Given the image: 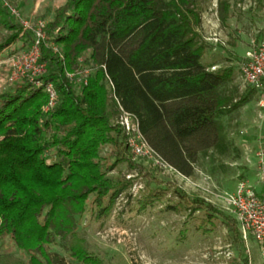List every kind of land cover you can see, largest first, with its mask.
Here are the masks:
<instances>
[{
  "label": "trees",
  "instance_id": "16d2710c",
  "mask_svg": "<svg viewBox=\"0 0 264 264\" xmlns=\"http://www.w3.org/2000/svg\"><path fill=\"white\" fill-rule=\"evenodd\" d=\"M205 1L66 0L54 11L43 28L46 69L40 83L25 77L0 93V264H68L53 252L57 246L80 264H105L90 251L82 230L87 213L103 224L122 195L137 201L139 211L161 199L155 190L162 185L154 180L147 184L156 183V189L143 194L145 184L142 194L133 193L145 166L119 122L123 111L138 120L149 146L187 177L211 150L228 149L222 117L256 91L246 88L238 100L226 91L236 70L242 71L234 53L228 51L229 63L216 69L217 63L203 62L209 47L221 45L202 31ZM244 1L217 0L222 27ZM0 29L9 32L1 53L24 29L5 0H0ZM32 34L28 30L21 39ZM229 42L237 46L236 39ZM78 68L90 69L80 93L67 75ZM48 83L54 84L57 101L45 111ZM121 163L128 172L113 174ZM174 190L182 202L168 210L204 212L197 229L205 234L221 216L234 241L243 242L234 217Z\"/></svg>",
  "mask_w": 264,
  "mask_h": 264
},
{
  "label": "rangeland",
  "instance_id": "374dc122",
  "mask_svg": "<svg viewBox=\"0 0 264 264\" xmlns=\"http://www.w3.org/2000/svg\"><path fill=\"white\" fill-rule=\"evenodd\" d=\"M5 2L10 7L13 18L21 22L24 29L14 42L0 53V93L19 81L12 79L17 72L14 56L32 48L39 22L50 21L54 11L66 0H5ZM216 8L217 0L205 1L203 12L205 27L202 31L207 38L219 40L216 42L208 39L209 42L221 45H218L216 50L209 47L203 62L225 66L229 63L230 51L236 53L234 55L239 58L234 59V62L242 65L243 60L245 61L243 57L245 50L253 46L251 39L255 36L261 39L264 37V0H246L234 6L227 27L220 25ZM28 30L33 34L25 41L21 38ZM8 34L6 29H0V42ZM231 38L237 40L236 47L230 45ZM78 71L79 68L72 71L75 73L72 81L76 92L80 93L87 79ZM25 77L27 76L21 77L20 80ZM245 90L240 71L237 69L226 91L238 100ZM258 103L259 98L255 92L246 104L222 117L229 147L224 153L211 150L209 157L200 158L191 180H186L173 171H164L155 166L152 160L139 157L137 159L139 162L144 159L141 162L145 166V175L138 177L133 193L142 194L143 191L139 189L142 190L145 184L147 190H144L143 194L151 188L156 189L158 187L156 183L147 184L148 180H154L162 185L161 190L159 188L155 190L161 192V199L153 205H148L144 211H139L137 201L130 200L129 195H122L118 198L114 214L103 224L87 213L83 218L82 230H85L88 236L90 251L98 255L105 264H264V245L253 240L246 242L243 239L241 243L234 241L229 227L221 216L214 219L213 231L205 234L197 229L199 218L205 216L204 212L192 213L188 208L176 212L166 208L167 205L182 202L174 190L175 187H179L189 196L188 201L197 195L218 211L232 216L217 194L236 190L238 181L242 179L243 171L247 168L246 147L258 139L257 127L253 122L254 113L259 108ZM107 153L108 148L104 151V154ZM128 170L127 163H121L114 169L113 174L123 175ZM6 248L14 254L18 253L10 244H7ZM53 252H59L68 264H80L65 256L60 246ZM245 256L248 257V263L243 261Z\"/></svg>",
  "mask_w": 264,
  "mask_h": 264
},
{
  "label": "built area",
  "instance_id": "2783aa9c",
  "mask_svg": "<svg viewBox=\"0 0 264 264\" xmlns=\"http://www.w3.org/2000/svg\"><path fill=\"white\" fill-rule=\"evenodd\" d=\"M13 11L15 12V9ZM45 25L46 22L40 21L38 27H36L35 42L32 48L14 56L13 60L17 72L13 75V80L18 81L21 77L27 76L33 82L40 83L37 78L46 69V62L41 61L40 52L42 40L45 38L43 30ZM208 39L219 41L218 38ZM216 68L217 66L212 67V69ZM89 72L90 69H79L78 71L82 76L87 75ZM67 75L71 80L75 78V73L69 72ZM241 79L245 88H252L260 94L259 106L264 110V40L254 41L253 46L247 51L242 65ZM45 89L49 94V102L44 108L47 111L56 104L57 91L53 83H48ZM119 122L129 134V145L136 158L145 157L152 160L154 165L162 170L173 171L184 179L191 180V177L176 171L173 166L149 146L140 132L139 123L135 116L123 111ZM257 157L260 177L264 183V147L259 148ZM217 196L228 212L235 216L243 239L247 241L250 237H253L256 242L264 245V192L258 195L251 189L246 180H240L235 191H225L224 194H217Z\"/></svg>",
  "mask_w": 264,
  "mask_h": 264
},
{
  "label": "crops",
  "instance_id": "0c3cea01",
  "mask_svg": "<svg viewBox=\"0 0 264 264\" xmlns=\"http://www.w3.org/2000/svg\"><path fill=\"white\" fill-rule=\"evenodd\" d=\"M204 27H205V21L203 20L202 28H204ZM263 40H264V37H263V39H261V37H258V36L256 37L255 36V37H253L251 39V42L252 43L254 41L255 42H260V41H263ZM250 48L251 47H248L245 50V53L243 55L244 59L246 57L247 51ZM214 50H216V49H214ZM232 53H234V52H232ZM234 54H236V53H234ZM213 64H216V63H213ZM215 66L220 67L219 65H215ZM257 97L260 99V94L258 92H257ZM254 114H255V116H254L253 122L255 123V126L257 127L258 139H257V141L253 142L251 145H248L246 147L245 161L247 162L246 163L247 164V168H245V170L243 171V174L241 176L242 177L241 180H246L248 182L249 186L251 187V189L256 194L261 195L264 192V183H263V181H262V179L260 177V173H259V160H258V157H257V151L259 150V148L264 147V110L259 106V108L255 111ZM232 216L235 218L234 215H232ZM235 220H236V218H235ZM236 222H237V220H236ZM237 226H238V229H239L238 223H237ZM241 237L243 238L242 233H241ZM249 240L255 241L253 239V237H250ZM249 240H247V241L245 240V241L248 242Z\"/></svg>",
  "mask_w": 264,
  "mask_h": 264
}]
</instances>
